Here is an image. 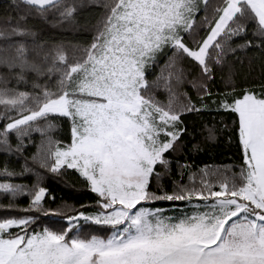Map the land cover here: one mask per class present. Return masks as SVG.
Masks as SVG:
<instances>
[{
	"label": "snow or ice",
	"instance_id": "snow-or-ice-1",
	"mask_svg": "<svg viewBox=\"0 0 264 264\" xmlns=\"http://www.w3.org/2000/svg\"><path fill=\"white\" fill-rule=\"evenodd\" d=\"M93 6L102 12L91 42L71 58L64 42L49 47L41 37L49 16L74 25ZM4 21L0 264H264V85L215 96L210 87L225 67L231 82L229 62L241 52L264 69V0H11ZM53 73L55 88L39 83ZM29 83L31 91L18 87ZM185 84L196 100L178 92ZM213 106L233 115L238 163L194 173L177 160L181 180L169 191L163 177L184 148V114ZM58 123L71 142L42 139L28 155L32 133L45 137ZM68 169L91 202L47 206L56 200L45 180ZM216 176L224 178L214 184Z\"/></svg>",
	"mask_w": 264,
	"mask_h": 264
},
{
	"label": "trees",
	"instance_id": "trees-1",
	"mask_svg": "<svg viewBox=\"0 0 264 264\" xmlns=\"http://www.w3.org/2000/svg\"><path fill=\"white\" fill-rule=\"evenodd\" d=\"M214 2V0H213ZM11 0H0V24H3L6 10ZM102 10L93 6L91 9L86 8L78 17V23L74 25H65L61 27L55 22V17L49 16L47 22H40L39 29L41 37L48 42V46L51 47L57 42H64L68 48L69 58L73 55V49L76 45H83L90 43L92 39V26L95 25L97 19L101 15ZM8 15H14L9 12ZM14 22V21H13ZM203 35V33H201ZM165 58H161L160 65L164 64ZM231 64V82H228L229 69L225 67L223 72L219 70L216 72L214 80L210 82V87L213 95L224 93L225 91H231L234 87L237 93L243 92L244 89L249 88L254 90L257 94L260 93L262 85H264V69L261 68L258 57L249 53L245 55L243 52L239 54V57H233L229 62ZM161 72L159 66L154 67L148 75L149 81L153 80L155 76ZM168 69H164V74L167 75ZM192 77L189 76V79ZM39 83L41 85L48 83L50 87L55 88L58 74L53 73L50 76L39 77ZM13 85L15 82L13 81ZM20 90L31 91V84L18 85ZM187 91L193 98L197 99L196 91L190 84H185L182 88L178 89V92L183 93ZM157 95L167 101V95L163 90L158 91ZM178 102L184 101L183 95L177 96ZM184 122L187 126L188 132L184 135L183 143L184 148L182 151L174 154L170 157L171 175L165 174L163 177L164 187L169 191L172 189L171 181L181 180V177L177 174V163L179 160L181 164L187 163L191 166V171L196 173L199 169L204 168L206 165L212 166L213 169H226L229 166L238 163L239 152L237 149V141L233 131V115L225 112H217L213 106L212 110H204L201 113H185ZM215 129V139L208 140V129ZM51 138L53 141L59 140L61 144L71 142L70 128L68 124H57V127L47 130L45 137L41 136L40 132H33L32 138L34 143L28 145V155L36 152V145L40 144L42 139ZM15 137H13V140ZM199 144V150L193 151L192 145ZM57 145L53 143V148ZM3 156L0 154V163H2ZM238 170V169H237ZM223 176L212 177L211 179L216 181L223 179ZM200 177L196 176L195 182L199 185ZM183 183L189 182L188 171H185V175L182 180ZM46 187L54 195L56 204H52L51 200L48 201L47 206L53 208L61 204L62 201H67L68 204L77 208L81 204L88 205L91 202V198L94 194L80 182V178L74 170L68 169L67 174L62 177L49 176L45 180ZM218 187V185H216ZM179 203V202H177ZM26 204V199H22L21 206ZM158 206L162 208H170L171 204L167 201L159 202ZM171 214V213H169ZM45 223L52 221L45 220ZM63 222V221H60Z\"/></svg>",
	"mask_w": 264,
	"mask_h": 264
}]
</instances>
